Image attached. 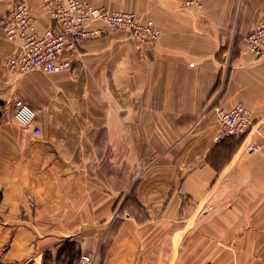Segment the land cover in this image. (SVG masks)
I'll list each match as a JSON object with an SVG mask.
<instances>
[{
  "label": "crops",
  "instance_id": "0c3cea01",
  "mask_svg": "<svg viewBox=\"0 0 264 264\" xmlns=\"http://www.w3.org/2000/svg\"><path fill=\"white\" fill-rule=\"evenodd\" d=\"M85 1L161 36L118 31L81 42L67 72L21 75L0 23V263L264 264V58L244 46L264 0ZM13 4L0 0V22ZM238 103L251 131L215 143V111ZM133 196L144 223L124 210Z\"/></svg>",
  "mask_w": 264,
  "mask_h": 264
},
{
  "label": "built area",
  "instance_id": "2783aa9c",
  "mask_svg": "<svg viewBox=\"0 0 264 264\" xmlns=\"http://www.w3.org/2000/svg\"><path fill=\"white\" fill-rule=\"evenodd\" d=\"M185 6L201 7L198 0H187ZM40 9L52 22L43 32L38 31L27 0H14L0 22L5 38L16 46L6 66L17 74L67 72L72 59L78 55L81 42L118 31L126 32L130 39L140 44L155 45L161 36L152 20L141 22L133 12L95 7L85 0H40ZM244 46L255 59L264 58V17L245 37ZM215 115L219 124L216 142L240 137L252 125L251 112L241 103L228 109L219 108ZM13 118L20 126L32 128L36 112L23 100H17ZM256 149L255 146L251 148L252 151ZM82 264H92V259L83 255Z\"/></svg>",
  "mask_w": 264,
  "mask_h": 264
},
{
  "label": "trees",
  "instance_id": "16d2710c",
  "mask_svg": "<svg viewBox=\"0 0 264 264\" xmlns=\"http://www.w3.org/2000/svg\"><path fill=\"white\" fill-rule=\"evenodd\" d=\"M1 105H2V102H0V106ZM1 116H2V114L0 112V119H1ZM1 199H2V192L0 191V201H1ZM126 203L127 204L125 205L124 210L129 209V211H131V213L133 215H136L137 217L140 216L141 219L138 220L139 223H144L147 221V216H146V213H145L143 206L137 201V199L134 196L129 198ZM0 264H2V263H0Z\"/></svg>",
  "mask_w": 264,
  "mask_h": 264
},
{
  "label": "rangeland",
  "instance_id": "374dc122",
  "mask_svg": "<svg viewBox=\"0 0 264 264\" xmlns=\"http://www.w3.org/2000/svg\"><path fill=\"white\" fill-rule=\"evenodd\" d=\"M32 12V11H31ZM144 44V43H143ZM13 55V54H12ZM252 118V117H251ZM252 127H253V123H252V125H251V128L248 130V132L247 133H245L244 135H242V136H240V137H229V138H237V139H241V138H245L248 134H249V132L251 131V129H252ZM216 136V135H215ZM229 138H226V139H224V140H227V139H229ZM224 140H221V141H219V142H216L215 141V137H214V142L215 143H220V142H222V141H224ZM252 147H254V146H252ZM251 147V148H252ZM255 147H257V149L255 150V151H257V150H259V147L258 146H255ZM251 148H250V150H251ZM252 151V150H251ZM253 152V151H252ZM203 211V209L201 210V212Z\"/></svg>",
  "mask_w": 264,
  "mask_h": 264
}]
</instances>
